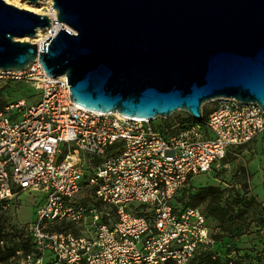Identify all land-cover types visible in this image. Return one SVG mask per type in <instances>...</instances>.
Returning <instances> with one entry per match:
<instances>
[{"label": "built area", "instance_id": "2783aa9c", "mask_svg": "<svg viewBox=\"0 0 264 264\" xmlns=\"http://www.w3.org/2000/svg\"><path fill=\"white\" fill-rule=\"evenodd\" d=\"M55 14L44 40L63 27ZM0 79L39 93L0 110L1 206L22 192L42 196L25 226L32 249L15 264H188L213 244L201 210L171 203L190 177L264 132L258 104L219 97L203 125L174 132L74 103L66 76H50L37 58Z\"/></svg>", "mask_w": 264, "mask_h": 264}, {"label": "water", "instance_id": "95a60500", "mask_svg": "<svg viewBox=\"0 0 264 264\" xmlns=\"http://www.w3.org/2000/svg\"><path fill=\"white\" fill-rule=\"evenodd\" d=\"M36 2L38 0H29ZM51 17L0 0V70L38 59L96 112L195 119L219 97L264 110V0H51Z\"/></svg>", "mask_w": 264, "mask_h": 264}, {"label": "rangeland", "instance_id": "374dc122", "mask_svg": "<svg viewBox=\"0 0 264 264\" xmlns=\"http://www.w3.org/2000/svg\"><path fill=\"white\" fill-rule=\"evenodd\" d=\"M6 2L20 8L29 6L40 14L50 13L53 8L51 0ZM42 37L44 32L40 30V36L22 39L39 44ZM21 98L31 103L39 98V93L29 82L0 79V108ZM212 104L206 102L202 108L208 109ZM188 116L177 110L168 118L157 117L152 122L170 124ZM173 131L177 132V128ZM41 200L39 192H22L8 207H0L5 248L0 264L17 261L21 242L26 239L25 226L35 218L34 209ZM180 201L201 210L210 232L231 248L243 252L264 250V228L260 222L264 218V132L247 144L226 151L215 170L193 176Z\"/></svg>", "mask_w": 264, "mask_h": 264}, {"label": "trees", "instance_id": "16d2710c", "mask_svg": "<svg viewBox=\"0 0 264 264\" xmlns=\"http://www.w3.org/2000/svg\"><path fill=\"white\" fill-rule=\"evenodd\" d=\"M3 107L0 108V110H2ZM207 111H208L207 109L202 108V116L200 119H195L188 114L189 116L185 120L175 121L170 124L166 122L165 124L159 123L155 125L158 128H169L170 126L174 125L177 128V130H186L196 125H203L206 120ZM243 145L234 146L230 148H237ZM230 148H228L227 151ZM215 169L216 168L213 167L212 171ZM192 178L193 176L190 177L186 181V183L174 195L172 203H171L173 209L182 210L188 207V205H185L183 204V202L180 201V198H181V194L185 191V187L189 185ZM0 207L4 208L1 206V203H0ZM260 222L262 223V226L264 228V218H261ZM1 225H2V221L0 218V261H2L5 258V252H4L5 248L2 245L4 236L2 235ZM209 233L213 239V244L209 247L196 251L194 256L188 262V264H263L262 263L264 261V250L263 249H259L258 251H248L247 250L245 252L241 250H236L234 248H231L229 244H227L224 240H221L220 238H218V236L213 235L210 232V230H209ZM20 247L24 253L32 249V244L30 242V238H29L27 231H26V239L21 242Z\"/></svg>", "mask_w": 264, "mask_h": 264}, {"label": "bare ground", "instance_id": "6f19581e", "mask_svg": "<svg viewBox=\"0 0 264 264\" xmlns=\"http://www.w3.org/2000/svg\"><path fill=\"white\" fill-rule=\"evenodd\" d=\"M6 1H8V0H6ZM24 9H27V10L33 11L32 8L29 7V6H25ZM34 11H35V10H34ZM54 14H55V12H53V9H52V12L47 13V15H49V16H51V17H52ZM36 36H40V30L37 31ZM43 40H44V39H43ZM41 42H43V41H41ZM39 44H40V43H39Z\"/></svg>", "mask_w": 264, "mask_h": 264}]
</instances>
